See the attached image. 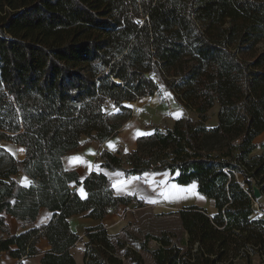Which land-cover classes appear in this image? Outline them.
Listing matches in <instances>:
<instances>
[{
    "label": "trees",
    "instance_id": "16d2710c",
    "mask_svg": "<svg viewBox=\"0 0 264 264\" xmlns=\"http://www.w3.org/2000/svg\"><path fill=\"white\" fill-rule=\"evenodd\" d=\"M160 88L197 119L154 128L124 157L102 149L100 165L125 177L174 173L216 212L175 209L168 215L179 227L155 238L87 227L85 264H264V141L252 154L264 131V0H0V252L16 264L41 253L39 264H76L70 248L81 237L71 215L101 221L120 206H144L113 194L96 171L81 197L62 158L113 137L129 120L128 102ZM215 104L216 124L207 126ZM2 141L21 146L24 158ZM42 207L53 216L36 226ZM5 214L25 230L12 234ZM43 239L50 247L42 252Z\"/></svg>",
    "mask_w": 264,
    "mask_h": 264
},
{
    "label": "crops",
    "instance_id": "0c3cea01",
    "mask_svg": "<svg viewBox=\"0 0 264 264\" xmlns=\"http://www.w3.org/2000/svg\"><path fill=\"white\" fill-rule=\"evenodd\" d=\"M157 95L158 93L156 92V94L153 96L141 97L140 99H137L133 102H128V105L131 106V114L128 118L129 120L113 137L99 143L92 141L91 143L85 145L81 150L70 153V155H66L62 158V166H64L66 170H74L77 174L78 180H80V184L74 185L72 187L78 193V195L81 197L86 196L82 187V181H84L85 177L91 171H96L102 172L106 178L111 181L113 194L135 195L137 199L143 201L144 206L146 204L156 207L155 211L159 210L160 208L174 210L184 207L186 204L184 202L185 198L183 197V193L185 192L184 188L195 183H188V185L178 184L174 180L175 174H171L166 170H161L159 172L145 171L140 175L125 177L122 170L116 169L111 171L100 165V151L102 149L109 151L112 154L124 157L126 153L134 150L137 137L143 136L140 133L150 134L154 128H157L159 118L163 116H166V119L169 118V113L167 114L168 110H175L178 108V111L182 112V115L175 116L172 119L169 118L171 123H167L168 127H172L176 119L186 115L192 119H197L195 112H193L195 114L194 117L190 116V114L184 112L186 108L176 102L169 106L160 104ZM103 105L106 111H112L115 107L113 105V101L109 99H107ZM261 136V141H259V146H257L259 149L255 152V148L252 154L261 153V143L264 141V131H262L261 134L256 138ZM84 139L85 137L82 139V141H84ZM1 145L9 153H12L17 160H22L24 158L25 152L21 146L15 145L8 141H2ZM12 178L23 186L29 185L30 183L29 178L22 173L13 174ZM124 181H127L126 187L122 189L113 187L114 183ZM194 191L195 194L190 204L205 208L209 214L215 213L216 208L213 204V201L199 194L198 191H196V185L194 186ZM133 209H138L135 207L134 203H131L126 207L120 206L116 212L107 214L101 219V221L94 220L91 217L86 216V213L71 215V217L68 219V225H70V228L74 230L79 235V237H81V240L77 241L70 248V253L74 256L75 263L85 264L83 252L84 242L87 239L84 237V230L87 227H92L98 225L99 223H103L109 235H116L129 222L131 215H129L128 212ZM52 216L53 213L51 211L42 207L39 209V214L34 222V225L38 226L42 225L43 223H47L52 219ZM4 218L5 224L8 226V229L12 234L20 233L25 230L19 225L14 216L12 217L9 214H5ZM49 247V244L44 239L38 244V248L42 252L49 249ZM42 256V253L36 254L29 257H23L20 261L23 264H39ZM18 261L19 260L17 258L8 255L6 252H0V264H16Z\"/></svg>",
    "mask_w": 264,
    "mask_h": 264
},
{
    "label": "rangeland",
    "instance_id": "374dc122",
    "mask_svg": "<svg viewBox=\"0 0 264 264\" xmlns=\"http://www.w3.org/2000/svg\"><path fill=\"white\" fill-rule=\"evenodd\" d=\"M260 45L262 46L263 44ZM160 89L161 90L158 92L157 95L158 96L157 98H159V103L163 104L164 106H169L171 104H174L175 101L172 94L163 88ZM217 107L218 105L215 104V106H213L208 110L209 118L206 122L207 126H214L216 124ZM178 110H179L178 108H176L175 110L172 109L168 110L167 114L169 113L168 114L169 118L172 119L175 116L182 115V112ZM184 112L190 114V116L193 117L195 116L193 111L189 108L188 109L186 108ZM165 117L166 116H163L158 119V125H157L158 128L164 129L168 127L167 123H171V120H169V118L166 119ZM261 138L262 136L254 140L257 145L259 141H261ZM258 149L259 147L256 148L255 152ZM194 186L195 184H192L184 188L185 192L183 193V197L185 198L184 202L186 203L184 206H189L190 202H192L195 194ZM136 208L138 209H133L128 212V214L131 216L129 218V222L124 228H126L128 234H130L133 237H136L137 239H144L146 237L155 238L154 236H157L162 230H175L179 227V221L176 219V216L174 217L173 215H168V213L175 211V209L171 210L168 208L167 209L160 208L159 210L155 211L156 207L149 206L146 204L145 206L136 207ZM148 245L150 246L156 245V241L150 240Z\"/></svg>",
    "mask_w": 264,
    "mask_h": 264
},
{
    "label": "water",
    "instance_id": "95a60500",
    "mask_svg": "<svg viewBox=\"0 0 264 264\" xmlns=\"http://www.w3.org/2000/svg\"><path fill=\"white\" fill-rule=\"evenodd\" d=\"M252 189H253V194H254L255 199L257 200L261 199L262 195H261L260 189H258V187L255 185L254 182H252Z\"/></svg>",
    "mask_w": 264,
    "mask_h": 264
},
{
    "label": "snow or ice",
    "instance_id": "6c2138e0",
    "mask_svg": "<svg viewBox=\"0 0 264 264\" xmlns=\"http://www.w3.org/2000/svg\"><path fill=\"white\" fill-rule=\"evenodd\" d=\"M140 134L145 135L147 133H140ZM74 159H78V158H74ZM126 185H127V181H124V182H116V183L113 184V187L114 188H118V189H122V188L126 187Z\"/></svg>",
    "mask_w": 264,
    "mask_h": 264
},
{
    "label": "built area",
    "instance_id": "2783aa9c",
    "mask_svg": "<svg viewBox=\"0 0 264 264\" xmlns=\"http://www.w3.org/2000/svg\"><path fill=\"white\" fill-rule=\"evenodd\" d=\"M256 206H257V204L256 203H254Z\"/></svg>",
    "mask_w": 264,
    "mask_h": 264
}]
</instances>
